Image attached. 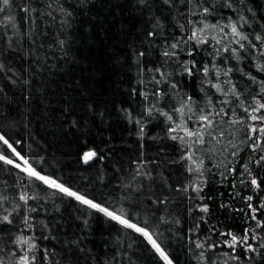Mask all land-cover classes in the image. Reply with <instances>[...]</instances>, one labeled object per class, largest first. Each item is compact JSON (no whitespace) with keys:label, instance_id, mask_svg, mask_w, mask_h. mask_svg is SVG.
Here are the masks:
<instances>
[{"label":"snow or ice","instance_id":"6c2138e0","mask_svg":"<svg viewBox=\"0 0 264 264\" xmlns=\"http://www.w3.org/2000/svg\"><path fill=\"white\" fill-rule=\"evenodd\" d=\"M0 264H264V0H0Z\"/></svg>","mask_w":264,"mask_h":264},{"label":"trees","instance_id":"16d2710c","mask_svg":"<svg viewBox=\"0 0 264 264\" xmlns=\"http://www.w3.org/2000/svg\"><path fill=\"white\" fill-rule=\"evenodd\" d=\"M119 25H116L115 27H112L110 29L109 35L115 36L116 35V28H118ZM93 59L96 61H99L101 64H104L107 62V56L103 54L102 48H97L94 50V56ZM89 68L93 67L92 62H88L87 65ZM99 67V65H97ZM131 76V73L126 76V79ZM126 87L127 85H123ZM115 114L113 113V117ZM113 131H115L118 135L122 132V126L115 125ZM32 132L36 136V138L40 141V143H45V141L48 142V144L51 145L50 148V155L52 153L55 154L56 160L59 161V165H67L68 169H75L77 166L74 163L75 160V151H76V145L73 143L74 137L69 134L67 138H65L63 132H61L59 129L55 128L50 121L44 120L41 121L39 119L33 120L32 125ZM57 132L58 135L54 138L52 133ZM109 131L106 129H98L93 127L91 132V139H93L97 144L101 143V138H106L109 135ZM126 140H130L132 138L127 137L126 133H123ZM118 148L121 147L119 141H117ZM103 146V145H101ZM119 154V153H118ZM125 165L127 164V158L125 156ZM107 162H102L101 164L96 165L97 168L100 169L101 175L106 178V180L109 182V187L106 189V191H112L113 185L117 183V181L113 178V171H112V164L115 163V158L111 163H107V166H105ZM93 176L95 175V172L93 171L91 173ZM94 229V239L92 243V247L95 249L96 253L100 257H104L106 251L110 254L111 245H107L106 247V241L112 240L115 242V230L110 228L109 225L102 223V222H96L93 225ZM181 260L183 261V256H181Z\"/></svg>","mask_w":264,"mask_h":264}]
</instances>
